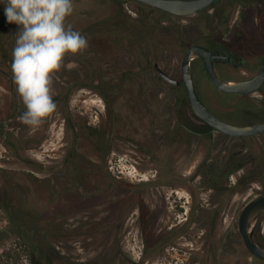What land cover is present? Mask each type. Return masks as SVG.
Instances as JSON below:
<instances>
[{
  "label": "rangeland",
  "instance_id": "1",
  "mask_svg": "<svg viewBox=\"0 0 264 264\" xmlns=\"http://www.w3.org/2000/svg\"><path fill=\"white\" fill-rule=\"evenodd\" d=\"M121 5V0H73V13L65 23L84 24L95 19L99 26L123 24L117 16ZM0 9V46L5 47L3 39L9 44L11 41L3 0ZM143 10L148 19L157 13L150 7ZM195 29L191 26V31ZM1 47L0 234L10 236L3 240L2 247H18L19 235L25 232L32 239L25 253L34 252L40 258L46 251L43 264H264L249 251L238 226L242 208L264 193V134L247 142H211L216 152L226 144L227 156L214 171H198L201 175L190 171L203 164L205 147L200 143L191 159L187 154L178 156L175 164L179 170L161 171L159 178L158 171L153 170L161 163L165 167L166 160L148 161L146 167V161L135 157L128 147L112 153V175L110 171H62L65 158L72 153L70 147L81 148V153L96 163V140L78 133L81 128L76 115L85 113L92 122L97 120L99 97L82 90L64 110H57V104L56 111L37 127L21 121L8 123L11 113L2 109L11 96L2 82L7 64L2 62L5 53ZM185 49V45L180 47V55ZM255 53L262 57V51ZM208 82L198 79L205 97L223 99ZM256 104L254 111L264 114V99ZM18 105L22 115L25 107L19 97ZM72 119L74 122L69 123ZM107 133L106 127L99 135L103 156L113 145ZM82 134L88 137L86 147L77 143L76 136ZM201 147L203 150H198ZM204 168L208 170V166ZM73 174L77 179L70 182L67 175ZM66 187L67 200L61 196ZM119 205L132 210L128 237L113 240L109 234H94L91 220L111 215ZM255 228L256 238L264 246V211ZM54 245L65 260L53 251Z\"/></svg>",
  "mask_w": 264,
  "mask_h": 264
},
{
  "label": "flooded vegetation",
  "instance_id": "2",
  "mask_svg": "<svg viewBox=\"0 0 264 264\" xmlns=\"http://www.w3.org/2000/svg\"><path fill=\"white\" fill-rule=\"evenodd\" d=\"M121 3V13L117 16L122 18L123 24L99 26L93 19L72 25L73 30L87 37L88 47L81 53L68 54L53 77V99L60 104L57 110L70 106L73 97L82 90L100 100L95 109L97 120L92 122L85 113L76 115L81 128L78 133H87L96 140V163H91L85 153H81V148L70 147L72 153L65 158L62 171H110L112 175L114 166L109 165L112 153L128 147L135 157L146 161V167L148 161L166 160L165 167L161 163L162 166L153 170L158 171L156 177L159 178L161 171L179 170L175 164L178 156L187 154L191 159L199 143L205 147V153L202 147L198 149L205 154L203 167L199 163L190 171L198 175L202 174L198 171H214L227 156L228 147L225 144L216 152L211 149V142L215 145L217 140L225 139L247 142L257 135H230L195 112L183 78V59L190 47L202 45L216 55L213 62L224 79L240 81L254 77L264 64V0H213L189 15L172 13L140 0H121ZM143 7L157 13L148 19ZM191 26L198 30L191 31ZM18 30V25L8 23L6 31L11 42L3 39L5 47L0 46L5 53L2 62L7 64L2 82L11 96L9 100L6 98L2 109L11 113L8 123L20 122L19 96L11 72V54ZM182 45L186 49L180 55ZM256 50L262 51V57L255 55ZM190 65L200 97L218 117L237 125L264 121V114L260 115L258 109L254 111L256 103L264 99V84L253 92H230L212 81L203 57L193 58ZM198 76L206 78L223 99L205 97ZM106 127L108 142L113 145L103 156L99 135ZM76 138L77 143L86 145L88 137L84 134ZM116 144L121 145L117 148ZM67 192L68 187L61 194L65 200ZM131 211V207L114 206L111 215L92 219L90 229L95 228L94 234H109L113 240L127 238L131 232V227L127 226Z\"/></svg>",
  "mask_w": 264,
  "mask_h": 264
},
{
  "label": "clouds",
  "instance_id": "3",
  "mask_svg": "<svg viewBox=\"0 0 264 264\" xmlns=\"http://www.w3.org/2000/svg\"><path fill=\"white\" fill-rule=\"evenodd\" d=\"M9 24H16L11 72L25 111L18 119L37 127L54 113L53 77L68 54L87 49L88 39L66 24L73 0H3Z\"/></svg>",
  "mask_w": 264,
  "mask_h": 264
},
{
  "label": "water",
  "instance_id": "4",
  "mask_svg": "<svg viewBox=\"0 0 264 264\" xmlns=\"http://www.w3.org/2000/svg\"><path fill=\"white\" fill-rule=\"evenodd\" d=\"M145 3L157 6L166 11L189 15L199 9L211 4L213 0H140ZM201 56L205 59L208 72L212 81L221 89L230 92H253L264 84V64L261 70L252 78L240 81L224 79L216 70L213 57L216 55L207 47L194 45L188 49L183 59L182 71L183 78L187 85L188 95L191 105L195 112L213 127L236 136L258 135L264 133V121L237 125L229 123L218 117L200 97L193 76V70L190 61L193 58ZM167 76V75H166ZM168 77V76H167ZM169 78V77H168ZM264 211V194L250 200L242 208L239 217V229L244 242L249 251L255 256L264 260V246L256 238V222Z\"/></svg>",
  "mask_w": 264,
  "mask_h": 264
},
{
  "label": "trees",
  "instance_id": "5",
  "mask_svg": "<svg viewBox=\"0 0 264 264\" xmlns=\"http://www.w3.org/2000/svg\"><path fill=\"white\" fill-rule=\"evenodd\" d=\"M77 175L73 174V175H67V178L69 179L70 182H75ZM82 228H78L77 230H80ZM86 230H88L87 228H84ZM83 230V229H82ZM9 235H1L0 234V264H43V262L46 261V251H42V253L40 254V258H38V254L34 253V252H29V253H25L24 248L27 247L28 243L31 242V238L28 237L26 235L25 232H22L19 237H20V241L17 242V246L18 247H14L12 245L9 246H5L2 247V242L3 240H5V238H9ZM41 245V247L43 248L44 242L41 240L39 242ZM21 246V247H20ZM2 248V249H1ZM22 248V249H21ZM56 245H54V249L53 251H55V253L60 257L61 260H65L61 251H59ZM42 259V260H41Z\"/></svg>",
  "mask_w": 264,
  "mask_h": 264
}]
</instances>
